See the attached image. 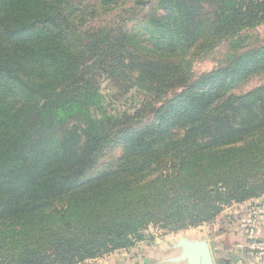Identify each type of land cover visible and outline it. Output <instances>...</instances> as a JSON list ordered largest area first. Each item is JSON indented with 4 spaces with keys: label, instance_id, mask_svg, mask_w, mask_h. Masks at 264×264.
<instances>
[{
    "label": "trees",
    "instance_id": "obj_1",
    "mask_svg": "<svg viewBox=\"0 0 264 264\" xmlns=\"http://www.w3.org/2000/svg\"><path fill=\"white\" fill-rule=\"evenodd\" d=\"M263 22L264 0H0V264H78L263 195L264 85L232 91L264 46L193 71ZM104 82L132 103L107 111Z\"/></svg>",
    "mask_w": 264,
    "mask_h": 264
},
{
    "label": "rangeland",
    "instance_id": "obj_2",
    "mask_svg": "<svg viewBox=\"0 0 264 264\" xmlns=\"http://www.w3.org/2000/svg\"><path fill=\"white\" fill-rule=\"evenodd\" d=\"M240 46L236 51L231 47L229 42H221L208 53H205L197 58L193 62V71L195 76L208 73L214 69L225 67L231 58L235 57L242 51L249 49H256L260 46H264V22L255 28L247 29L241 32L239 35ZM264 85V74L259 76H251L236 84L232 93L235 95L244 94L254 88ZM102 94L105 95V109L107 111H120L123 108H127L132 103L133 91L125 94L123 86L120 84H112L104 82L102 84ZM121 153L120 148H114L105 154L104 159L100 160L95 168L87 172V176L93 175L99 171L104 164L108 163L112 158L119 156ZM264 199V194L258 198L246 200L241 204H232L224 208L222 213L213 221L205 223L197 228H191L179 233L173 234L160 230L156 227H148L147 237L137 242L134 246L127 249L116 250L108 255H105L96 259H89L78 264H187L185 258L181 259L183 254L181 242L175 240L177 237H184L183 239H191L195 241L197 245L203 244L201 241L203 237L209 240L212 249H217L222 245V238L219 233L230 230V226H224L218 231L217 224L220 221L225 220L226 223H231L236 215L235 209L238 208L241 212L246 211L251 204L260 203ZM230 215V216H229ZM227 216L231 218V221L227 219ZM217 229V230H216ZM217 231V232H216ZM148 235L150 237H148ZM152 238V239H151ZM227 238V237H226ZM225 238V239H226ZM203 239V240H202ZM224 239V238H223ZM172 241V246L169 242ZM221 253V252H219ZM218 256L214 253L216 261Z\"/></svg>",
    "mask_w": 264,
    "mask_h": 264
},
{
    "label": "crops",
    "instance_id": "obj_3",
    "mask_svg": "<svg viewBox=\"0 0 264 264\" xmlns=\"http://www.w3.org/2000/svg\"><path fill=\"white\" fill-rule=\"evenodd\" d=\"M235 212V218L231 223L228 224L225 222V220H222L217 224L218 231H220L224 226H230V230L226 229L225 231H221L219 233V235L222 237L220 238L222 240V245L213 251L209 240L203 237L204 240L202 239L203 241H201L203 244L200 246L204 245L208 250L212 264H264V254L260 255L258 251H252L245 247L251 239H254L251 237V234L255 235V241L264 242V216L262 215L260 217V224L255 231H248L247 229H243L239 226L240 223L249 220L247 211L241 212L238 208H236ZM229 216H227V219L231 221ZM183 238L184 237H177L175 239L177 241L176 246L178 242H181V247L179 250L183 251L182 246L184 245V240L185 242L196 244L195 241L192 242V240L188 239L187 237L186 239ZM169 245L172 246V241L169 242ZM214 253L217 255L219 254L218 261H216L217 259H215Z\"/></svg>",
    "mask_w": 264,
    "mask_h": 264
},
{
    "label": "built area",
    "instance_id": "obj_4",
    "mask_svg": "<svg viewBox=\"0 0 264 264\" xmlns=\"http://www.w3.org/2000/svg\"><path fill=\"white\" fill-rule=\"evenodd\" d=\"M247 213L249 215V220L240 223V227L243 229H247L248 231H255L260 224V217L264 216V199L260 203L251 204L247 208ZM250 235V233H249ZM251 237L255 239V235L251 234ZM251 239L247 244L246 248L252 251H258L260 255L264 254V242L255 241Z\"/></svg>",
    "mask_w": 264,
    "mask_h": 264
},
{
    "label": "water",
    "instance_id": "obj_5",
    "mask_svg": "<svg viewBox=\"0 0 264 264\" xmlns=\"http://www.w3.org/2000/svg\"><path fill=\"white\" fill-rule=\"evenodd\" d=\"M182 258L187 260V264H212L210 254L204 245L200 246L185 242Z\"/></svg>",
    "mask_w": 264,
    "mask_h": 264
}]
</instances>
